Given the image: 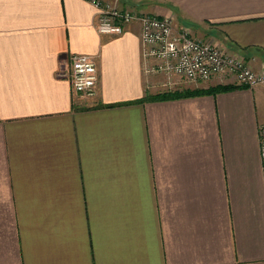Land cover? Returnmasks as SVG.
Returning a JSON list of instances; mask_svg holds the SVG:
<instances>
[{
	"label": "crops",
	"instance_id": "obj_1",
	"mask_svg": "<svg viewBox=\"0 0 264 264\" xmlns=\"http://www.w3.org/2000/svg\"><path fill=\"white\" fill-rule=\"evenodd\" d=\"M106 1L264 71V0ZM99 11L0 0V264H264V85L160 70L138 20L103 34ZM71 53L97 59L94 96L57 74Z\"/></svg>",
	"mask_w": 264,
	"mask_h": 264
},
{
	"label": "built area",
	"instance_id": "obj_2",
	"mask_svg": "<svg viewBox=\"0 0 264 264\" xmlns=\"http://www.w3.org/2000/svg\"><path fill=\"white\" fill-rule=\"evenodd\" d=\"M88 1L100 10L96 22L100 33L121 34L127 23L138 20L142 55L156 60L160 70L189 81L208 80L217 74L232 73L240 85H264V71L253 70L242 57L225 52L217 44L192 37L187 28L177 27L169 15L138 14L122 10L112 1ZM57 74L69 79L74 91L80 95L92 97L97 92L98 64L91 54H69ZM258 140L264 170V123L258 126Z\"/></svg>",
	"mask_w": 264,
	"mask_h": 264
},
{
	"label": "trees",
	"instance_id": "obj_3",
	"mask_svg": "<svg viewBox=\"0 0 264 264\" xmlns=\"http://www.w3.org/2000/svg\"><path fill=\"white\" fill-rule=\"evenodd\" d=\"M239 85L235 84H225V85H214V86H209L207 88H201V89H193V90H185L183 92H178V93H162V94H156L151 97L150 99H156V98H168V97H173V96H179V95H189V94H199V93H216V92H221V91H228L231 89H236L239 88ZM140 100H145V98H141ZM109 106L111 104H108ZM114 105V104H112ZM111 105V106H112ZM107 106V105H106Z\"/></svg>",
	"mask_w": 264,
	"mask_h": 264
},
{
	"label": "rangeland",
	"instance_id": "obj_4",
	"mask_svg": "<svg viewBox=\"0 0 264 264\" xmlns=\"http://www.w3.org/2000/svg\"><path fill=\"white\" fill-rule=\"evenodd\" d=\"M173 19V18H172ZM174 20V19H173ZM176 21H178V20H176ZM179 22V21H178ZM224 74V73H223Z\"/></svg>",
	"mask_w": 264,
	"mask_h": 264
}]
</instances>
